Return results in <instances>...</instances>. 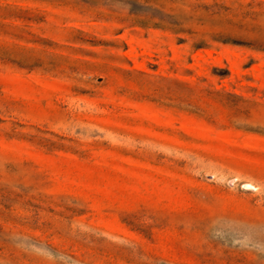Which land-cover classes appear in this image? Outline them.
Here are the masks:
<instances>
[{"label":"rangeland","instance_id":"obj_1","mask_svg":"<svg viewBox=\"0 0 264 264\" xmlns=\"http://www.w3.org/2000/svg\"><path fill=\"white\" fill-rule=\"evenodd\" d=\"M0 264H264V0H0Z\"/></svg>","mask_w":264,"mask_h":264},{"label":"trees","instance_id":"obj_2","mask_svg":"<svg viewBox=\"0 0 264 264\" xmlns=\"http://www.w3.org/2000/svg\"><path fill=\"white\" fill-rule=\"evenodd\" d=\"M179 41L180 42H182L183 41V39H179ZM205 42H203V41H199V42H197L196 44H194V46H195V48H202V47H204V44Z\"/></svg>","mask_w":264,"mask_h":264},{"label":"water","instance_id":"obj_3","mask_svg":"<svg viewBox=\"0 0 264 264\" xmlns=\"http://www.w3.org/2000/svg\"><path fill=\"white\" fill-rule=\"evenodd\" d=\"M233 183H234V181L231 180L229 182V185H232ZM242 188L245 189V190H253V187L252 186H248V185H243Z\"/></svg>","mask_w":264,"mask_h":264}]
</instances>
